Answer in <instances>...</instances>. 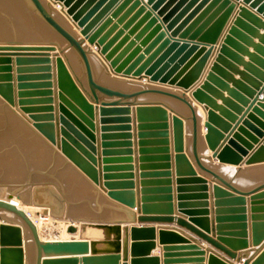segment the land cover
<instances>
[{
    "label": "crops",
    "instance_id": "crops-1",
    "mask_svg": "<svg viewBox=\"0 0 264 264\" xmlns=\"http://www.w3.org/2000/svg\"><path fill=\"white\" fill-rule=\"evenodd\" d=\"M132 5L133 3L118 18L112 21L107 30V32L110 31L107 41L115 37L111 49L119 47L115 56L124 51L122 62L135 49L139 48L125 66L126 68L130 67L142 56L134 68L137 70L160 48L167 37L164 36L147 53H144L157 40L163 30L158 34L150 36L154 28L150 27L140 34L148 24V20L140 23L146 12H143L132 20L141 7V5L137 6L125 15ZM219 6L220 4L218 3L214 4L207 15L196 24L193 31L200 28ZM238 13L239 8L236 5L228 13L216 40L207 43V46L204 47V52L199 55L195 53L190 58L192 60L196 56L194 62H192L196 64L208 53L194 80V84L189 88L190 91L186 93V97L191 101L196 110L199 129L198 154L201 157L203 165L220 174L238 189L250 192L264 183V161L253 164L232 165L211 158L213 151L207 143L205 137L207 129L204 128V124L207 121V112L204 110L206 104L200 103L191 95L193 90L206 83L213 89L214 92L207 91L205 93L214 103L216 116L225 125H228V129H230L227 132L220 128L221 137L218 141V148L222 147L226 141L225 144L230 140H234L240 147L246 150L247 154L242 156L243 161H246L260 150H262L260 156L264 157V99L258 100L249 110L256 94L264 91V41L261 40L264 37V18L261 15L257 16L258 21L254 24L243 20L254 31L253 33H247L240 26H234ZM124 15L125 18L119 21ZM58 19L62 23L69 25L68 21L62 17ZM214 21L206 26L204 32L211 27ZM129 22L130 24L127 25ZM233 27L244 35L245 38L241 39L235 34L229 35L230 29ZM48 28L54 34L53 41L58 43V47L65 48L67 45L66 41L49 26ZM139 34L140 36H138ZM227 37H230L239 47L234 46L230 42L224 44ZM197 39H200V36ZM130 44L131 46L129 47ZM221 45H225L227 50L220 54L219 49ZM74 52L72 48H68L64 53L58 49L57 51L50 52L51 61L47 65H50L51 72L27 70L18 72L17 69L20 66L16 63V56H12L13 70L11 73L13 80L11 83L15 99H18L20 91L51 90V96L47 97L52 99L49 105H52L53 110L48 113H52L54 116L55 131H57V128L62 127L59 125L60 107L62 106L71 115L72 118H70L73 120V123L76 125L79 123L92 134L96 151L94 154H91L95 159L94 168L100 176L101 183L110 182L119 186L131 183L130 186L132 187L117 191H124L127 199H133L137 203L143 197H146V204L150 208L148 210L150 214L147 216L153 217L154 215H159L163 217V215H170L174 220L140 222L138 218L142 214L138 213L136 207L131 208L108 196V190L104 186L94 183L60 149L32 127L27 114L22 113L18 105L12 107L3 98H0L3 113L7 118L6 121L10 122V119H8L10 116L15 117L22 124L21 128L25 132L20 134V137H17V139L7 137L6 143H3V149L2 147L0 149L2 164L6 165L0 171L2 174L0 183L16 185L2 186L3 190L1 189L0 193L2 195L15 194V197H21L23 199V202H21L23 206L28 207L32 205L31 207H36L33 213L37 217L43 206L48 207L49 214L45 215L46 223L43 226V230L37 224L42 239L54 241L79 240L84 238L87 239L85 241L90 242L89 252L86 254L43 257V260L51 262L50 264H124L126 258V263L128 264H209L210 255L216 253L218 255L214 254V257H218L219 261L220 259H225L230 261L231 264H244V261H248V264H251L255 258L262 255L264 252V238L258 245H254L252 237L254 222L264 218L262 217L264 216V195L256 199L252 198L255 195L263 194L264 189L244 196L243 204H236L232 201L217 206L216 202L218 200H231L233 196L217 198L214 186L220 185V183L210 173L203 171L194 159L192 153V120L190 119L191 111L189 107L176 98L146 93L138 97L129 98L123 102L125 103L124 105L128 104L132 108L130 115L132 121L129 130L110 128L117 124H102L99 108L102 102L112 103L119 98L99 93V103H95L87 86L84 65L79 55ZM99 55L102 56L101 54L91 55L94 77L99 84L105 87L111 85L112 87H108L109 89L125 94L138 91L145 86L153 85L146 78L138 80L116 75L109 66V62L105 59L106 62H103L104 57H100ZM59 56H63L62 58L68 64L66 66L78 84L84 98L92 105V116L87 115L71 99H68L69 103L79 114L71 106L60 101L55 63V59ZM39 65L41 64L28 63L21 67L29 70L30 67ZM214 66L216 69L212 71ZM44 73H50L52 78L50 80L37 78L38 75ZM210 73L214 79L218 80L217 82L214 79L207 81ZM21 75L26 78L19 80L18 77ZM48 82L51 83L49 87L44 88L41 86V84ZM21 83L26 86L20 88L19 85ZM164 89L177 93H182L183 91L180 88L166 86H164ZM229 91L235 94H229ZM263 95L262 93L261 98ZM29 98H41V96ZM145 102H160L168 111L167 130L169 143L167 145L168 150L164 153L168 158L164 159V161L153 158L142 160V157L145 155L151 157L159 155L153 151L147 154H143L140 151L141 147L145 146L140 145L137 107L140 106V103ZM227 113L231 117H227ZM175 114L181 116L184 121V153L190 160V168L183 165L178 168L176 164L174 125L172 121V116ZM86 120L92 124V128ZM152 123L154 122L152 121ZM150 131L153 130L150 129ZM123 135H126V137ZM146 139L151 141L157 139V137L150 136ZM146 147L154 148L156 145L149 142ZM13 148H16V151L11 150ZM126 158H131V161L119 163V160ZM105 159L111 160L105 162ZM106 165L113 167L116 165H129L131 169L105 171L104 167ZM191 170L196 172V175H193ZM156 173H164V175ZM107 175H109V178H105ZM125 175H129L130 177H124ZM198 178H202L205 181L197 180ZM163 179L164 183L158 182ZM23 183L29 184L24 187L17 186ZM236 208H243L244 210H230ZM254 208L260 209L255 210ZM239 215L244 216L245 219L239 221L235 218ZM257 215L260 218L254 220V216ZM179 217L186 220L191 218L202 220V225L196 223L197 228L208 230L210 235H214L215 238L220 233L221 237L233 241L232 243L234 244H237L239 237L233 234L242 231L243 228L239 225L245 223L248 244L246 247L235 251L237 254L235 259L227 258L225 254L213 248L195 233L186 227L180 226L177 222ZM41 220L43 221V218ZM0 222L21 225V220L16 215L6 211H0ZM71 223L78 226V231L75 234L67 232V227ZM82 223L89 225L87 232L83 236L80 229V224ZM107 226H112L114 229L106 228ZM125 227L127 228L126 231L124 230ZM133 227L139 229L138 232H133ZM22 228L25 254L23 264H36V251L34 243L31 240V233L28 228L24 226ZM148 230H151V232ZM133 245H136V247H133ZM240 257L241 261L239 262ZM152 258H156L157 261H151L150 259ZM69 259L75 261H62ZM7 260L10 264H17L18 255L10 253ZM261 264H264V260Z\"/></svg>",
    "mask_w": 264,
    "mask_h": 264
},
{
    "label": "water",
    "instance_id": "water-1",
    "mask_svg": "<svg viewBox=\"0 0 264 264\" xmlns=\"http://www.w3.org/2000/svg\"><path fill=\"white\" fill-rule=\"evenodd\" d=\"M30 3L34 11L40 16V18L54 30L60 37H62L67 45L65 48L58 47V43L55 41H25V40H5L0 42V96L12 107L19 106L22 113L27 114L28 120L31 122L32 127L36 129L41 135H43L50 143L55 145L61 152L73 162L82 172H84L94 183L104 186L108 190V196L117 200L123 204L130 206L131 208H137L138 213L142 214L139 216L138 220L140 222L154 221V220H168L172 221L174 218L170 215L163 217L159 215H154L153 217L147 216L148 210H150L148 204H146V197L137 203L133 199H127L126 193L124 191H117L120 189H125L129 185H116L110 182L101 183L100 176L95 170V159L92 154L95 153L96 148L93 142L92 134L82 127L79 123L77 125L71 120V115L64 109L60 107L61 115H59V125L61 128L54 129L52 113L53 107L51 104L52 99L47 96H51V90L42 89L37 91H20L18 93V99H15L13 86H12V56H16V63L18 66L17 71H40V72H51L50 65V52L61 51L64 53L68 48H72L80 57L84 69L87 86L89 92L94 98L95 103H99V93H102L109 97H118L119 99L113 101L112 103L102 102L99 108L101 113L102 124H117L114 127L118 130H129L131 128V112L132 108L130 105H124L125 100L129 98L138 97L146 93H155L159 95H166L168 97L176 98L179 101L186 104L190 111L192 120V153L194 159L198 166L205 172L210 173L214 179H216L220 185H215L216 197L233 196V199H223L216 202L217 206L222 205L225 202H235L236 204L244 203V196L257 192L264 189V183L256 187L250 192H245L241 189L235 187L232 183L222 177L215 171L207 168L201 162V157L198 154V141H199V129H198V119L196 115V110L192 105L191 101L186 97V93L189 88L194 84V80L202 67V64L208 55H202L203 57L196 64L194 62L195 57L190 60V58L197 53V55L204 52V47L207 43L215 41L218 34L226 20V17L230 10L238 5L239 13L238 17L234 21V26H240L247 33H253V29L248 23L243 20H247L249 23L254 24L258 21L257 16L261 15L264 18V0H50L54 4L60 5L62 11L69 18L72 24L78 29V33L62 23L54 14L51 3L44 2L43 0H25ZM132 7L125 14L127 15L137 6H140L139 11L132 18L134 20L143 12H146L140 23L148 20L147 26L140 33L142 34L146 29L154 27L150 36L158 34L163 30L157 40L144 52L147 53L150 48L158 42L160 39L167 37L160 46V48L137 70L135 66L141 60L142 56L139 57L130 67L126 68V64L130 61L132 56L139 50L135 51L122 62V56L124 51L115 56L117 53V48L111 49L112 44L115 41V37L108 40V35L110 31L107 32L109 26L115 18H118L120 14L130 5ZM220 4L218 9L205 21V23L195 31L194 28L196 24L202 18L207 15L209 10L214 6V4ZM209 4V5H208ZM204 10V11H203ZM202 12V13H201ZM201 13V14H200ZM200 14V15H199ZM125 15L121 17L119 21L125 18ZM198 16V17H197ZM218 16V17H216ZM217 18V19H216ZM214 23L211 27L204 32V29L211 22ZM264 20V19H263ZM132 22V21H131ZM139 23V24H140ZM130 22L127 24L129 25ZM138 24V25H139ZM126 25V26H127ZM137 25V26H138ZM136 28V27H135ZM107 32V33H106ZM120 34V33H119ZM140 34L138 36H140ZM237 35L241 39L245 38L244 35L236 31L233 27L230 29L229 35ZM118 36V35H117ZM149 36V37H150ZM200 36V39L197 37ZM264 41V37L261 38ZM87 42V46L85 45ZM230 42L234 46L239 47L235 44L230 37H227L224 44ZM145 43V41H144ZM121 44V43H120ZM119 44V46H120ZM132 44V43H131ZM129 45V47L131 46ZM91 46L96 47L97 51L104 57L106 61L109 62V66L112 71L121 77H126L130 79L142 80L144 78L153 84L152 86H145L142 89L132 92V93H121L120 91H115L109 89L101 84H99L94 77L91 56L94 51ZM128 47V48H129ZM225 45H221L219 52H226ZM206 52V51H205ZM204 54V53H203ZM18 56V57H17ZM30 56V57H26ZM152 60V61H151ZM190 60V61H189ZM151 61V62H150ZM150 62V64H149ZM41 64L39 66L30 67L29 70L21 67L24 64ZM149 64V65H148ZM193 64V65H192ZM56 68H57V79L59 84V99L62 103L71 106L77 113L78 111L72 107L68 99L73 100L87 115L92 116V105H90L84 98L78 84L74 80V77L70 73L66 63L61 56L56 58ZM191 68V69H189ZM182 69V70H181ZM216 67L212 68V71ZM181 70V71H180ZM189 70V71H187ZM180 71V72H179ZM187 72V73H185ZM186 74V75H184ZM183 76V77H182ZM24 76H19V80H23ZM37 78L50 80L52 75L50 73H44L38 75ZM214 79L212 74L208 75L207 81ZM216 80V79H214ZM218 80H216L217 82ZM51 83H43L41 86L44 88L49 87ZM155 84V85H154ZM221 84V83H220ZM22 83L19 85L20 88L24 87ZM166 87H175L182 89V93H177L168 89ZM264 90V89H263ZM207 91L214 92L213 89L206 83L199 86L197 89L191 92L192 97L198 100L200 103L206 104L204 110L207 112V121L204 124V128L207 129L206 140L213 151L211 158L218 159L222 163L232 164V165H242L253 164L255 162L264 161V157L260 156L262 150L257 152L255 155L250 156L246 161H243L242 156L247 154L240 145H238L234 140H230L227 144H223L222 147L218 148V141L221 137L219 132L220 128L229 132L228 125H225L215 114L214 103L206 94ZM206 92V93H205ZM229 91V94H232ZM264 91L258 92L251 102L249 110L258 101L263 100L264 95L261 98V94ZM235 94V93H233ZM33 96H41V98H29ZM137 107L138 113V128L140 130L139 138L141 147V153L156 152L157 156L145 155L142 160L157 159L164 161L168 156L164 155L168 150V111L160 102L151 103H140ZM79 114V113H78ZM71 117V118H70ZM227 117H231L227 113ZM87 121V120H86ZM152 121L154 123H152ZM172 121L174 125V143L176 148V164L180 168L182 165L191 167L190 160L184 153V121L181 116L175 114L172 116ZM89 126L92 128V124L87 121ZM108 128V127H104ZM153 130V131H150ZM236 129V127H235ZM234 129V130H235ZM149 130V131H148ZM85 132V133H84ZM126 137V135H123ZM154 136L157 139L149 141L147 137ZM155 144L156 147L148 148L146 147L148 143ZM125 144V143H124ZM84 146V147H83ZM92 153V154H91ZM263 158V159H262ZM111 159H105V162ZM119 163H125L126 161H131L129 159H121ZM164 166V165H163ZM128 170L131 169L129 165H116L115 167L106 165L104 167L105 171L109 170ZM193 175L196 172L192 171ZM159 175H164V173H156ZM107 175L105 178H109ZM124 177H130L125 175ZM197 180L205 181L202 178ZM159 183H164L158 181ZM29 183H23L17 185L19 187H24ZM2 186H16L9 183H0ZM164 189V188H163ZM236 194V195H235ZM263 194L255 195L252 199L263 196ZM14 195L9 194L8 199H11ZM255 210L260 208H254ZM235 211H243V208L230 209ZM0 211H6L13 213L21 220L20 224H13L9 222H0V258L1 264H10L7 257L10 253H15L18 255V263L23 264L24 262V248H23V238H22V227L28 228L31 233V240L34 243L36 251V264H50L49 261H44L43 257L52 256H66V255H78L86 254L89 252L90 242L85 241L87 239H68V240H44L40 237L36 223L30 218L26 211L18 208L10 200L0 198ZM49 209L47 206H43L38 215H48ZM264 217V216H262ZM239 221L245 219L244 216L235 217ZM260 218V216H254V220ZM261 220H264L261 219ZM255 221L253 224V243L258 245L264 238V221ZM177 222L180 226L186 227L203 241L210 244L216 250L221 251L227 256V258L235 259L237 257L236 250L244 248L247 246V233L245 230V223L239 226L243 228L239 233L233 234L238 236L237 244L232 243L224 237L218 234L215 238L214 235H210L208 230H201L197 228L196 223L202 225V220L198 219H183L179 217ZM201 222V223H200ZM88 224H80V229L82 236L87 232ZM102 226V225H101ZM106 228L114 229L112 226H107ZM118 229V228H117ZM125 231L127 228L125 227ZM139 229L136 227L132 228L133 232H138ZM78 231V226L71 223L67 227V232L75 234ZM151 232V230H148ZM136 247V245H133ZM214 253V252H213ZM215 255H218L214 253ZM210 255L209 264H231L230 261L222 260L220 261L214 257L215 255ZM151 261H157L156 258L150 259ZM264 260V252L259 257L255 258L251 264H261ZM62 261H75V260H62ZM126 263V258H125ZM241 257L239 258V262ZM248 261H244V264H248Z\"/></svg>",
    "mask_w": 264,
    "mask_h": 264
},
{
    "label": "rangeland",
    "instance_id": "rangeland-1",
    "mask_svg": "<svg viewBox=\"0 0 264 264\" xmlns=\"http://www.w3.org/2000/svg\"><path fill=\"white\" fill-rule=\"evenodd\" d=\"M57 16L59 18L58 14ZM8 39L25 40V41H53L54 34L51 32V30L48 28L45 22L40 18V16L34 11L33 7L30 5L28 1L0 0V42H4L5 40ZM0 98L2 97L0 96ZM0 108L2 110L1 103H0ZM9 131L11 132H9L8 134H7L8 132L7 130L3 132L0 131L1 132L0 149L1 147L3 149L4 147L3 143H6L7 137L13 139H17V137H20L19 135L14 134L12 130ZM22 132L24 133V131ZM11 150L16 151V148H13ZM2 162L3 161H1L0 158V171L2 170V167L6 166L4 163L2 164ZM1 176L2 174L0 172V179ZM1 189L2 187H0V190ZM20 201L23 202V199H20ZM27 208H29L30 211L31 209H36V207L33 208L31 206H28ZM45 223H46L45 218H43V221L42 220L39 221L41 230H43V226Z\"/></svg>",
    "mask_w": 264,
    "mask_h": 264
},
{
    "label": "bare ground",
    "instance_id": "bare-ground-1",
    "mask_svg": "<svg viewBox=\"0 0 264 264\" xmlns=\"http://www.w3.org/2000/svg\"><path fill=\"white\" fill-rule=\"evenodd\" d=\"M45 3L46 2H50L51 3V7H52V10H53V12H54V14H55V16L58 18V16H57V14L59 15V18L60 17H62L63 19H65V20H67L68 22V24H69V27H71L72 29H74L77 33H78V29H76L75 28V26L72 24V22L69 20V18L65 15V13L62 11V9H61V6L60 5H57V4H54L53 2H51L50 0H43ZM147 1V0H146ZM57 13V14H56ZM86 46L88 45L87 44V42H86V44H85ZM91 48H92V50L94 51L92 54H90V56L91 55H93V56H95V55H97V54H100L98 51H97V49H96V47H92L91 46ZM75 53V52H74ZM76 54V53H75ZM57 56V55H56ZM100 56V55H99ZM63 57V56H62ZM100 57H102V56H100ZM92 58V57H91ZM56 60V59H55ZM93 61V60H92ZM97 61V60H96ZM103 62H106L105 60H104V58H103ZM56 63V62H55ZM93 63V62H92ZM67 64V63H66ZM75 64V63H74ZM106 64V63H105ZM68 65V64H67ZM75 66H76V64H75ZM106 66H107V64H106ZM106 68H108V67H106ZM55 72H56V70H55ZM103 79V78H102ZM119 81V80H118ZM132 81V80H131ZM135 81H137V80H135ZM141 82V81H140ZM139 82V83H140ZM111 83V82H110ZM114 84H115V82H113ZM117 83V82H116ZM147 83V82H146ZM113 84V86H115ZM119 84V83H118ZM142 84V83H141ZM146 85H148V84H146ZM152 85V84H151ZM111 86V85H110ZM110 86H108V87H110ZM119 86H121V85H119ZM107 87V88H108ZM112 87V86H111ZM113 88H115V87H113ZM18 110V109H17ZM19 111V110H18ZM8 115V114H7ZM6 117H5V115H4V113H3V111L1 110V108H0V126H1V128H0V131H5V130H7L8 132H7V134L9 133V132H11V131H9V130H12V132L14 133V134H16V135H19L20 136V134H22L23 132L22 131H24V129H22L21 128V125L22 124H20L19 122H18V120H16L15 118H13L12 116H10V118H8V119H10V122L8 121H6ZM7 125V126H6ZM5 129V130H3V129ZM1 133V132H0ZM25 133V132H24ZM6 134V133H5ZM17 137V136H16ZM39 146V145H38ZM56 148V147H55ZM0 198L1 199H3V198H5L6 200H10L14 205H16L18 208H20V209H23L24 211H26L27 212V214L30 216V218L36 223V226H37V224H39V221H41V218H40V216H36L35 217V215H34V209H31V211L29 210V208H27V207H25V206H23V204L21 203V201H20V199H22L21 197L20 198H17V197H15V194H14V196L11 198V199H8V195H2L1 193H0ZM31 205V204H30ZM32 206V205H31ZM23 207V208H22ZM33 208H35V207H33ZM33 211V212H32ZM42 216V215H41ZM38 218V221H35L36 219ZM37 228H38V226H37ZM38 232H39V230H38ZM46 240V239H45Z\"/></svg>",
    "mask_w": 264,
    "mask_h": 264
},
{
    "label": "built area",
    "instance_id": "built-area-1",
    "mask_svg": "<svg viewBox=\"0 0 264 264\" xmlns=\"http://www.w3.org/2000/svg\"><path fill=\"white\" fill-rule=\"evenodd\" d=\"M40 217H43V218H46L45 216H41V215H39ZM35 221H38V218L35 220Z\"/></svg>",
    "mask_w": 264,
    "mask_h": 264
}]
</instances>
